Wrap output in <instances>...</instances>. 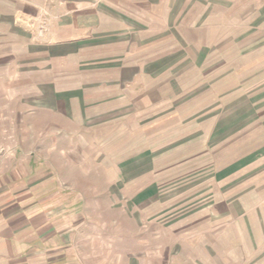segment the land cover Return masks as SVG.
Instances as JSON below:
<instances>
[{
  "label": "rangeland",
  "instance_id": "obj_1",
  "mask_svg": "<svg viewBox=\"0 0 264 264\" xmlns=\"http://www.w3.org/2000/svg\"><path fill=\"white\" fill-rule=\"evenodd\" d=\"M5 1L0 181L73 191L92 264H264V0H143L163 67L126 74L152 100L83 120L48 82L88 73L85 59L50 58L49 14L38 6L26 33Z\"/></svg>",
  "mask_w": 264,
  "mask_h": 264
},
{
  "label": "crops",
  "instance_id": "obj_2",
  "mask_svg": "<svg viewBox=\"0 0 264 264\" xmlns=\"http://www.w3.org/2000/svg\"><path fill=\"white\" fill-rule=\"evenodd\" d=\"M5 2L11 6L12 25L26 33L31 17L39 14L37 9L43 8L49 14L46 40L52 46L48 51L50 58L76 55L78 60L85 59L88 73H74L65 80L54 77L48 82L64 117L69 115L70 108L81 120L89 111L105 114L102 118L119 102L126 106L131 96L138 102L152 100L149 92L152 83L143 80L139 72L126 74L142 68H158V13L152 3L143 0ZM200 42L198 38L197 43ZM42 57L45 60L44 54ZM97 101L104 103L89 104ZM102 105L104 110L100 109ZM47 189L31 185L29 176L0 181V264H92L80 250L84 239L77 232L71 214L75 210L74 198L71 199L74 192L61 186Z\"/></svg>",
  "mask_w": 264,
  "mask_h": 264
}]
</instances>
